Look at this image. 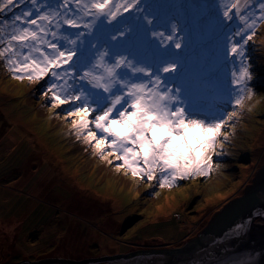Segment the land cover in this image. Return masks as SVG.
Wrapping results in <instances>:
<instances>
[{
    "label": "rangeland",
    "instance_id": "374dc122",
    "mask_svg": "<svg viewBox=\"0 0 264 264\" xmlns=\"http://www.w3.org/2000/svg\"><path fill=\"white\" fill-rule=\"evenodd\" d=\"M145 2L161 20L174 18L179 23L186 44L180 59L194 99L214 108L215 93L227 87L228 70L219 78L209 75L216 68L210 60L218 31L210 5L223 0ZM27 7L20 4L14 11ZM138 15L135 10L125 13L105 31L134 25ZM11 17V12L0 14V20ZM105 38L101 36V42ZM137 46L150 56L139 38ZM247 63L252 96L235 109L238 114L231 126L222 130L228 138L221 136L218 141L210 173L160 187L157 181L149 183L117 171V161L110 165L100 159L61 118L65 112L53 108L44 96L45 81L16 79L0 60V264L35 260L72 264L47 260L74 258L67 248L83 245L96 256H86L79 264H264V212L260 210L242 223L250 239H259L250 247L224 258L219 248L212 249L214 242L200 249L192 245L188 252L182 249L201 236L229 202L245 196L264 166V24L249 42ZM226 110L233 111L234 105ZM17 221L20 224H13ZM130 243L135 244L126 249ZM39 250L53 252L38 254ZM126 250L133 255L124 257ZM193 250L192 259L185 255ZM86 258L94 261L85 262Z\"/></svg>",
    "mask_w": 264,
    "mask_h": 264
},
{
    "label": "snow or ice",
    "instance_id": "6c2138e0",
    "mask_svg": "<svg viewBox=\"0 0 264 264\" xmlns=\"http://www.w3.org/2000/svg\"><path fill=\"white\" fill-rule=\"evenodd\" d=\"M25 3L30 7L14 11ZM210 7L218 31L209 75L228 70L214 108L194 99L179 23L161 20L142 0H0V14L12 13L0 20V60L16 79L45 81L44 96L100 159L171 187L210 173L218 141L228 138L222 130L252 96L247 48L264 24V0ZM132 10L140 13L134 25L105 31Z\"/></svg>",
    "mask_w": 264,
    "mask_h": 264
},
{
    "label": "bare ground",
    "instance_id": "6f19581e",
    "mask_svg": "<svg viewBox=\"0 0 264 264\" xmlns=\"http://www.w3.org/2000/svg\"><path fill=\"white\" fill-rule=\"evenodd\" d=\"M262 172H264V166L261 168V171L258 173V175H259L258 178L261 176L260 173H262ZM262 177L264 178V174H262ZM259 199H261V198H259ZM261 201L262 202H260V203H258V201H256V202H253V203H250L247 205L245 204L244 206H242L239 209H238V205L233 206L232 205L233 203H232L231 205L233 207H231V206L229 207L230 210L226 211L227 213H226L225 217H223V218L221 216H218L215 214V220L214 221H216L215 222L216 228H215L214 232L210 233L208 239L210 242L216 241V242H214L215 244H213L214 247H212V249H214V248L218 249L219 248V251L222 252V254H223V257L221 256L222 258H224L226 255H228L230 253L233 254L238 250H241L243 248H248L252 244L257 243L259 241V239L258 240L256 238L250 239L248 237L247 229L245 227L243 228L242 223L243 222L245 223L247 218H250L251 216H253L255 214V212H257V210L264 212V200H261ZM230 203L231 202H229V204ZM234 203H236V201ZM257 207L259 209H257ZM176 217H180V214L176 213ZM18 223L20 224V222H18V221L16 223H13V224L17 225ZM72 226H75L74 223L70 224V226H69L70 230L68 229L69 232L72 231V229H73ZM241 232H243V235H239ZM133 244H135V243H130V245L126 249H130L132 246H134ZM101 250H102V248H101ZM184 250L186 252L189 251L187 248H185ZM184 250H182V251H184ZM40 251L41 250L38 251V254H50L53 252L52 250H46V251H41V252ZM126 251H124L125 252L124 257H129V256L133 255L132 251H128V250H126ZM167 251H174V249L169 248V249H167ZM193 251H195V252H189L185 255H188L191 258L196 253V250H193ZM69 252L75 254L74 258H63V259H67V261H69V263H72V264L81 263L83 261L82 258L85 259L84 257H86V256H96V252H93V250H91V248H89L88 245H83L82 248H77L76 250L67 248V254ZM149 252L150 251L147 250V253H149ZM61 253H62L61 255H65V251H63ZM134 253H135V255L139 254L138 248H137L136 252H134ZM1 256H2V254H1ZM111 256H113V255H111ZM170 258H173V257H170ZM35 261H37V260H35ZM86 261L91 262V261H94V259L86 258L85 262ZM48 264H50V263H48Z\"/></svg>",
    "mask_w": 264,
    "mask_h": 264
},
{
    "label": "water",
    "instance_id": "95a60500",
    "mask_svg": "<svg viewBox=\"0 0 264 264\" xmlns=\"http://www.w3.org/2000/svg\"><path fill=\"white\" fill-rule=\"evenodd\" d=\"M262 174H264V172L260 173V177L255 179V182L254 184L251 185V189L249 188L247 191H246V194L245 196L243 197H238L237 199L231 201L230 204H228L222 211L224 213L218 215V216H221L222 218L225 217L226 215V211L227 210H230V206L233 207L235 205H238V209L241 208L242 206H244L245 204H250V203H253V202H256L258 201V203L262 202L261 200H264V178L262 177ZM261 198V199H259ZM259 199V200H258ZM236 201V203H234ZM233 203V204H232ZM233 206H232V205ZM228 208V209H227ZM257 209H259L257 207ZM221 211V212H222ZM215 217L214 219L212 220V222L210 223V225L207 227V229H205L203 231V233L201 234V236L195 238L194 240H192L188 245H186L185 247H183L182 249H185L187 248L188 250L191 249V246H196L197 248L196 249H199V248H202L204 246H207V244L210 243L208 237L210 235L211 232H214L215 231ZM214 221V222H213ZM213 241V240H212ZM213 242H216V241H213ZM189 247V248H188ZM181 249V250H182ZM48 262H69L67 261V259H63V258H58V259H51V260H47ZM30 263H33V264H41V263H44V262H41V261H28ZM82 263V262H81Z\"/></svg>",
    "mask_w": 264,
    "mask_h": 264
},
{
    "label": "trees",
    "instance_id": "16d2710c",
    "mask_svg": "<svg viewBox=\"0 0 264 264\" xmlns=\"http://www.w3.org/2000/svg\"><path fill=\"white\" fill-rule=\"evenodd\" d=\"M2 233V232H1Z\"/></svg>",
    "mask_w": 264,
    "mask_h": 264
}]
</instances>
